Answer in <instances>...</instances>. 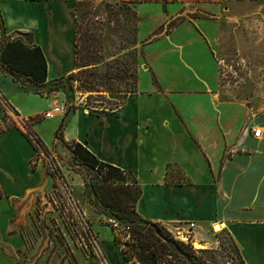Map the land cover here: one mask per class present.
Wrapping results in <instances>:
<instances>
[{"label": "crops", "instance_id": "obj_1", "mask_svg": "<svg viewBox=\"0 0 264 264\" xmlns=\"http://www.w3.org/2000/svg\"><path fill=\"white\" fill-rule=\"evenodd\" d=\"M116 1L136 5L137 37L147 70L138 69L136 89L118 109L96 114L76 108L57 131L98 161L131 173L140 190L135 211L141 218L170 226L193 222L190 231L220 224L245 264H264V113L220 101L215 92L220 60L209 48L220 38L230 5L251 0ZM192 12L198 16L190 17ZM75 16L73 0H0L3 33L31 34L46 61V82L76 70ZM183 16L165 32L172 20ZM154 47L160 52L150 57L148 50ZM186 58L195 61L194 68H179ZM18 91L26 92L0 70V97L25 119L30 116L11 100ZM4 114L0 109V126ZM254 129H260L258 136ZM5 137L16 144L6 145L4 157L9 164L25 165L33 150L30 143L9 126L0 132V140ZM9 169L0 173L1 190L18 187L15 169ZM2 175H11L14 186L6 187ZM5 215L1 210L0 228Z\"/></svg>", "mask_w": 264, "mask_h": 264}, {"label": "rangeland", "instance_id": "obj_2", "mask_svg": "<svg viewBox=\"0 0 264 264\" xmlns=\"http://www.w3.org/2000/svg\"><path fill=\"white\" fill-rule=\"evenodd\" d=\"M73 1L80 24V55H85L86 46L94 36L100 40L103 54L99 67L106 68V62L112 58L108 53L115 50L125 53L129 50L125 47L132 40L134 30L137 37L136 5L116 0ZM111 8L116 13L110 12ZM132 11L136 14L132 15ZM188 15L198 16L197 12ZM183 18L172 20L165 32H170ZM223 21L220 38L209 46L215 60H220L218 90L215 92L220 101H236L250 111L262 114L264 0L232 3L230 12L223 15ZM17 37L25 38L20 34L5 36L0 25V46ZM201 45L196 44L197 47ZM160 49L149 48L148 54L153 57ZM136 51L138 75V69L147 70L148 59L139 42ZM195 64L186 58L185 63H179V68H194ZM11 78L26 91L13 92L11 100L23 115L30 117L18 116L20 114L14 113L0 97V109L7 113L2 125L16 128L24 138L30 137L34 144L26 139L33 150L25 165L21 166L19 162L9 164L4 157L6 145L16 142L9 137L0 140V173L8 174L12 172L9 168L15 169L13 172H16L18 182L15 190H2L0 211H5L6 215L4 228H0L1 264H126L113 242L111 229L120 212L104 199L100 190L102 175L81 162L73 153L72 143L65 142L61 134H57L62 119L76 108L101 112L118 109L123 104L125 93L85 91L68 77L42 85H33L21 76L12 75ZM57 105L63 106L61 115L46 118L44 114ZM35 134L42 144L34 141ZM2 177L6 187L14 186L11 175ZM115 181L131 190L133 196L135 184L132 175L126 172L122 179ZM128 213H132L131 198ZM164 226L178 239L191 242L194 249L216 250L217 264H240L238 246L226 230L221 228L215 232L211 224H204L195 228L196 234L188 225ZM181 235L188 236V239Z\"/></svg>", "mask_w": 264, "mask_h": 264}, {"label": "trees", "instance_id": "obj_3", "mask_svg": "<svg viewBox=\"0 0 264 264\" xmlns=\"http://www.w3.org/2000/svg\"><path fill=\"white\" fill-rule=\"evenodd\" d=\"M110 12L116 13L112 8ZM135 14L136 12L132 11V15ZM75 27L76 71L66 77L78 82L80 88L89 92H124V95L133 92L137 82L138 65L136 30H134L132 40L125 47L129 50L123 54H120V50L108 53V56L112 58L106 62V68L102 69L99 67L103 56L100 40L92 36L90 44L86 46L85 55H80V24L76 16ZM18 34L25 38L17 37L0 46V69L7 71L10 76H21L33 85L50 84L65 78L61 77L46 82V61L40 47L31 42L30 33ZM122 48L124 47L120 49ZM90 65L92 67H88ZM90 112L100 114L108 111L101 112L95 109ZM4 116L6 115L4 114ZM2 131L3 126H0V132ZM57 134H59V130ZM25 137L32 142L30 137ZM35 142L42 144L37 136ZM72 149L81 162L96 169L102 175L101 182L103 185H101L100 190L104 199L110 207L120 212L119 217L116 218L117 223L111 229L113 242L119 248L126 264H217L215 257L218 252L216 250L194 249L191 242L178 239L163 224L143 219L136 213L135 204L140 190L134 177L135 192L132 196L131 190L118 185L115 181L122 179L126 171L98 161L77 143H72ZM127 173L131 175V173ZM2 197L3 193L0 188V198ZM130 198L132 213H128ZM237 257L240 264H245L239 248Z\"/></svg>", "mask_w": 264, "mask_h": 264}, {"label": "built area", "instance_id": "obj_4", "mask_svg": "<svg viewBox=\"0 0 264 264\" xmlns=\"http://www.w3.org/2000/svg\"><path fill=\"white\" fill-rule=\"evenodd\" d=\"M62 110H63V106L62 105H59V106L57 105V106L53 107L51 110L47 111L44 115H45L46 118H51V117H53L54 113H57L59 111L61 112ZM84 110L86 112L91 111V110H89V108H85ZM253 132H254L255 136H258L260 134V129H254ZM35 139H36V137H35ZM35 139H34V141H35ZM193 226H194V223L193 222H189L188 227L189 228H193ZM177 233H180V232H177ZM181 237H184V238L188 239V236L181 235Z\"/></svg>", "mask_w": 264, "mask_h": 264}, {"label": "bare ground", "instance_id": "obj_5", "mask_svg": "<svg viewBox=\"0 0 264 264\" xmlns=\"http://www.w3.org/2000/svg\"><path fill=\"white\" fill-rule=\"evenodd\" d=\"M54 115L55 116H57V115H61V112L59 111V112H57V113H54ZM53 115V116H54ZM224 226H222V225H220V224H213L212 225V228H213V230L216 232V231H219L221 228H223Z\"/></svg>", "mask_w": 264, "mask_h": 264}]
</instances>
